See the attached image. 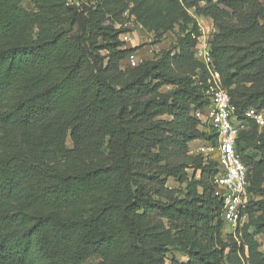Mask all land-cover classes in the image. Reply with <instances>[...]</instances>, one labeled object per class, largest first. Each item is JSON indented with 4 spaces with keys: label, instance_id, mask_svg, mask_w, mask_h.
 Segmentation results:
<instances>
[{
    "label": "trees",
    "instance_id": "obj_1",
    "mask_svg": "<svg viewBox=\"0 0 264 264\" xmlns=\"http://www.w3.org/2000/svg\"><path fill=\"white\" fill-rule=\"evenodd\" d=\"M126 1L164 21L187 8L214 23L228 16L210 41L213 68L241 120L264 110L262 0H35L36 10L0 0V264H166L172 249L186 259L171 264H264V130L247 119L239 132L250 229L227 232L217 163L190 152L215 137L193 115L209 103L198 26L128 66L137 49L99 19L122 22ZM67 20L75 34L59 28Z\"/></svg>",
    "mask_w": 264,
    "mask_h": 264
},
{
    "label": "built area",
    "instance_id": "obj_2",
    "mask_svg": "<svg viewBox=\"0 0 264 264\" xmlns=\"http://www.w3.org/2000/svg\"><path fill=\"white\" fill-rule=\"evenodd\" d=\"M131 17L127 10L123 11L119 28L122 29L121 39L125 44L133 41L134 33L143 30L142 24ZM191 36L195 39L194 56L208 72L204 93L209 100L203 109L193 110V115L200 127L212 130L215 137L214 141H200L190 152L216 161L218 170L213 178L214 195L222 202L221 215L225 231L230 227V232H235L247 218L243 210L248 201V167L236 149V142L245 120H251L259 128L264 126V110L248 108L242 114L244 119H240L236 106L222 85L220 72L213 68L208 34L200 26L198 33L191 32ZM142 59L136 52H130L126 57V65L136 66Z\"/></svg>",
    "mask_w": 264,
    "mask_h": 264
},
{
    "label": "rangeland",
    "instance_id": "obj_3",
    "mask_svg": "<svg viewBox=\"0 0 264 264\" xmlns=\"http://www.w3.org/2000/svg\"><path fill=\"white\" fill-rule=\"evenodd\" d=\"M83 4H85L87 7H98L103 0H80ZM264 3V0H262ZM22 5L28 9V10H36V3L35 0H21ZM126 9L128 12L132 8V13H129V15H132V19L136 20L135 18L138 16L139 19L144 22L143 30L141 32H137L133 34V41L126 44L128 48H132L134 46L137 50L136 53L139 58L144 59H153L158 56H160L163 52L172 50L177 45V42L180 38H182L187 31H189L193 25H196L198 27H202L203 31L208 34L209 39L211 40L213 36L220 31L221 27L225 26L228 23H231L232 20L227 16L224 18L223 21L214 23L210 18H204L202 16H198L193 8H187L186 13L182 15L179 18H174V20H163L162 16L154 15L152 14L148 9L141 6H134L132 2L126 1L125 3ZM101 7V6H100ZM99 7V8H100ZM104 15V16H103ZM102 16H99L101 24L105 28H112L114 30H118L119 25L121 22H119V19L113 18L108 16L107 14H103ZM123 16V13H122ZM123 19V18H122ZM137 21V20H136ZM170 21V22H169ZM139 22V21H137ZM70 21H63L59 28L68 30V34H75L77 32L76 26L69 25ZM20 33V30L16 31V33L13 35V39ZM100 40V39H99ZM2 42H0V46ZM6 43V42H5ZM4 44V43H3ZM105 54V52H103ZM141 61H139L140 63ZM171 87L168 85H164L160 88L162 92L170 89ZM5 108V104H0V111ZM243 130H249L248 124H244ZM264 129L259 128V132L263 131ZM65 145L67 147H72L73 143L69 137L65 140ZM198 145V142L193 141L190 143V149H194ZM247 150L251 151L252 148L249 146ZM100 157L99 159L105 158L107 156V149L102 146L100 149ZM262 176H264V173L262 172ZM167 185L171 188H175L177 190H181L184 185L178 183L177 181L168 178ZM264 185V182H263ZM248 222V223H247ZM249 219L245 218L244 224H247L250 229V223ZM227 232H230V227L226 229ZM258 249L263 253L264 255V240L261 241L258 239ZM166 264H171L170 260H177L178 262L183 261L186 259L182 254L176 252L175 250H170L166 254ZM98 261V258H91L89 260L90 264H93Z\"/></svg>",
    "mask_w": 264,
    "mask_h": 264
},
{
    "label": "crops",
    "instance_id": "obj_4",
    "mask_svg": "<svg viewBox=\"0 0 264 264\" xmlns=\"http://www.w3.org/2000/svg\"><path fill=\"white\" fill-rule=\"evenodd\" d=\"M205 18V17H204Z\"/></svg>",
    "mask_w": 264,
    "mask_h": 264
}]
</instances>
